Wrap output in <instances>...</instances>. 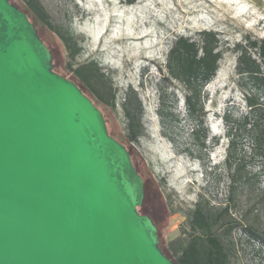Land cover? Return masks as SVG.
<instances>
[{
	"label": "water",
	"instance_id": "95a60500",
	"mask_svg": "<svg viewBox=\"0 0 264 264\" xmlns=\"http://www.w3.org/2000/svg\"><path fill=\"white\" fill-rule=\"evenodd\" d=\"M103 111L0 0V264H175Z\"/></svg>",
	"mask_w": 264,
	"mask_h": 264
},
{
	"label": "rangeland",
	"instance_id": "374dc122",
	"mask_svg": "<svg viewBox=\"0 0 264 264\" xmlns=\"http://www.w3.org/2000/svg\"><path fill=\"white\" fill-rule=\"evenodd\" d=\"M41 2L56 30L38 25L53 54L55 70L80 84L98 103L109 132L118 139H124L122 103L128 90L138 92L144 107L145 133L133 146L127 143L149 187L158 189L168 205L165 217L157 219L162 246L170 253L168 242L187 238L188 213L202 194L211 204L225 201L228 176L224 162L230 137L225 116L240 118L247 107L243 90L234 79L237 55L227 49L216 76L201 92L200 118L206 131L202 146L192 136L195 120L186 111L183 94L177 92V85L162 79L158 64L164 62L171 41L180 33L215 28L222 34L224 46L246 35L264 38V0ZM59 27L69 28L79 41L81 50L73 60L58 35ZM69 61L73 68L91 61L98 63L111 81L116 101H98L91 87L67 67ZM233 133L238 146L236 158H243L248 139L240 130ZM248 167L257 185L264 189V160L255 158ZM233 239L237 249L235 264H264V250L254 248L239 230L233 233Z\"/></svg>",
	"mask_w": 264,
	"mask_h": 264
},
{
	"label": "trees",
	"instance_id": "16d2710c",
	"mask_svg": "<svg viewBox=\"0 0 264 264\" xmlns=\"http://www.w3.org/2000/svg\"><path fill=\"white\" fill-rule=\"evenodd\" d=\"M122 1L135 4L138 0ZM11 2L28 14L38 33L39 24L56 31L41 0ZM58 35L65 45L68 57L73 60L81 50L77 37L69 28L63 27H59ZM41 38L43 39L42 36ZM227 49L237 55L234 79L243 90L247 107L240 118L225 116L230 135L224 162L228 176L227 195L225 201L218 205L211 204L203 194L199 197L188 213L187 238L167 243L171 254L162 246L161 227L158 223V219L165 217L168 205L158 189L149 187L135 164L145 183V199L139 210L149 215L157 225L159 246L175 264H235L237 249L233 233L237 230L254 248L264 250V189L257 185L255 174L248 167L255 158L264 160V38L246 35L242 40L224 46L222 34L215 28H204L191 34H176L164 62L159 63L158 68L165 82L179 87L177 92L183 94L186 111L195 120L192 130L194 141L204 146L206 131L204 120L200 118L203 111L201 92L216 76ZM67 67L73 68L72 61L67 63ZM73 73L86 86L91 87L98 101L111 104L116 101L111 81L98 63L91 61L73 68ZM79 86L86 93L80 84ZM163 98L164 93L161 96ZM122 108L124 139L119 140L128 147L133 159V148L127 141L133 146V142L138 141L145 133L142 121L144 107L135 89L128 90ZM237 130L242 131L249 142L248 151H244L243 158H236L238 146L233 132Z\"/></svg>",
	"mask_w": 264,
	"mask_h": 264
},
{
	"label": "flooded vegetation",
	"instance_id": "af4514ba",
	"mask_svg": "<svg viewBox=\"0 0 264 264\" xmlns=\"http://www.w3.org/2000/svg\"><path fill=\"white\" fill-rule=\"evenodd\" d=\"M79 85V84H78Z\"/></svg>",
	"mask_w": 264,
	"mask_h": 264
}]
</instances>
